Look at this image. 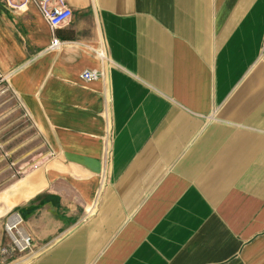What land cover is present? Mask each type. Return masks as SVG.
Listing matches in <instances>:
<instances>
[{"label":"crops","instance_id":"obj_1","mask_svg":"<svg viewBox=\"0 0 264 264\" xmlns=\"http://www.w3.org/2000/svg\"><path fill=\"white\" fill-rule=\"evenodd\" d=\"M65 2L51 29L0 0V75L28 114L0 119V201L25 264H264V0Z\"/></svg>","mask_w":264,"mask_h":264},{"label":"built area","instance_id":"obj_2","mask_svg":"<svg viewBox=\"0 0 264 264\" xmlns=\"http://www.w3.org/2000/svg\"><path fill=\"white\" fill-rule=\"evenodd\" d=\"M11 10L19 12L26 10L29 6L35 5L40 14L44 17L51 29L64 25L71 18V9L65 0H1ZM61 41L52 36L49 49H59ZM102 69H86L81 72L84 79H96L104 77ZM0 94L6 96L8 100H15L16 107L22 110V115L27 119V112L23 104L16 97L15 93L10 90L5 76L0 75ZM0 110V119H1ZM3 229L0 230V264H25L33 255L32 238L23 226V218L17 212H11L2 223ZM3 237L7 238V243ZM19 255L17 262L13 255ZM19 259V260H18Z\"/></svg>","mask_w":264,"mask_h":264},{"label":"rangeland","instance_id":"obj_3","mask_svg":"<svg viewBox=\"0 0 264 264\" xmlns=\"http://www.w3.org/2000/svg\"><path fill=\"white\" fill-rule=\"evenodd\" d=\"M8 101L10 102V104L7 103L8 105L7 104H3V105L0 106L1 107L0 110H1V113H2L1 118L3 117V115L4 116L7 115L5 118L13 117V114H12L13 112H10V111L14 108L16 110L15 112H18V113L21 114V118L20 119L21 120L23 119V121L25 123L28 122V121H26V117L22 115V110L19 107H16L15 100L10 99ZM17 129H21V127L18 126ZM8 132L9 131H7L6 133L8 134ZM33 144L36 145L34 141H30V142L27 143V140L24 139L23 148L21 150H16L17 153L20 152V151L24 152V157H23L22 161H20L19 163L22 162V163L25 164V166H31V165H34L36 162H38L41 159V157H42L41 154H43V153L41 151H39V149L35 150L33 152H31L29 150H25V149H28V146H32ZM0 151H1V149H0ZM16 151L15 150L12 151L13 153L11 154L10 158L8 159V162H13L15 160L17 161L18 159H21V157L18 158ZM1 162H3V161L0 160V163ZM17 165H18V163L14 164L12 167L15 169L16 168L15 166H17ZM0 167H1V164H0ZM0 189H1V185H0ZM4 211H7V208L5 206H3L2 201H0V220L1 219H5L13 210H10L7 215H4L5 214ZM3 240H4V242L7 243V238L3 237ZM13 257H15V259H16L15 262H17V258H20L19 255H17V254L13 255Z\"/></svg>","mask_w":264,"mask_h":264}]
</instances>
